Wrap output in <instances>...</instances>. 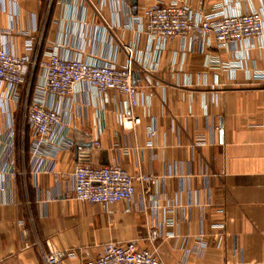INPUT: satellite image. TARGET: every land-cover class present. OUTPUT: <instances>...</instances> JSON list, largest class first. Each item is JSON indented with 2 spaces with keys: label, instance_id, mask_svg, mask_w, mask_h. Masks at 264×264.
<instances>
[{
  "label": "crops",
  "instance_id": "crops-1",
  "mask_svg": "<svg viewBox=\"0 0 264 264\" xmlns=\"http://www.w3.org/2000/svg\"><path fill=\"white\" fill-rule=\"evenodd\" d=\"M175 1L264 18V0ZM134 3L152 1L0 0V44L8 52L39 61L55 49L124 67L123 46H130L141 94L134 109L141 120L132 128L119 122L126 96L117 91L102 98L78 84L66 97L48 95L66 135L48 159L33 156L25 120L38 66L11 97L0 92V132L12 135L10 147L0 146V264H47L50 250L64 252L60 264H76L108 242L155 248L164 264H264V38L191 49L175 38L155 51L132 20ZM82 161L156 181L135 182L129 203L77 202L72 171Z\"/></svg>",
  "mask_w": 264,
  "mask_h": 264
},
{
  "label": "built area",
  "instance_id": "built-area-1",
  "mask_svg": "<svg viewBox=\"0 0 264 264\" xmlns=\"http://www.w3.org/2000/svg\"><path fill=\"white\" fill-rule=\"evenodd\" d=\"M152 3L145 7L131 4L134 13L132 20L140 23L149 45L159 51L175 38H183L188 49L196 44H217L227 46L255 37L264 38V18L259 11L252 10L246 14L227 12L222 4H216L211 11L194 10L188 4L171 0ZM31 48V40L26 41ZM128 55L124 67L113 62L98 65L81 57L61 56L57 50L47 52L39 61L28 56L8 52L0 44V92L3 97H11L16 87L23 81L30 68H39V80L36 93L27 105L25 120L33 136V156L50 158L66 140L61 112L58 106L46 103L48 95L66 97L78 84H86L102 98L108 91L114 90L126 96L125 108L119 113V122L125 128H132L140 123V117L134 109L140 103V89L133 82V64L130 46H123ZM148 78V77H147ZM150 137L156 130L149 126ZM204 140H197L196 144ZM11 130L0 132V146L10 147ZM95 145L98 142L95 141ZM12 161L6 164L8 168ZM74 187L71 198L77 202L107 206L118 201L127 203L133 200L135 182L154 183L156 178L138 173L130 174L118 164L96 166L89 162L78 163L73 171ZM149 241L158 238L157 231L151 227ZM65 254L59 250H50L45 256L47 264H60ZM76 264H164L155 248H139L134 242H108L96 257H86Z\"/></svg>",
  "mask_w": 264,
  "mask_h": 264
},
{
  "label": "water",
  "instance_id": "water-1",
  "mask_svg": "<svg viewBox=\"0 0 264 264\" xmlns=\"http://www.w3.org/2000/svg\"><path fill=\"white\" fill-rule=\"evenodd\" d=\"M136 0H133V2H135ZM91 145V142H88L87 146H90Z\"/></svg>",
  "mask_w": 264,
  "mask_h": 264
},
{
  "label": "trees",
  "instance_id": "trees-1",
  "mask_svg": "<svg viewBox=\"0 0 264 264\" xmlns=\"http://www.w3.org/2000/svg\"><path fill=\"white\" fill-rule=\"evenodd\" d=\"M34 73H35V74H34V76H35V75L37 74V69H36V68H35V71H34Z\"/></svg>",
  "mask_w": 264,
  "mask_h": 264
}]
</instances>
